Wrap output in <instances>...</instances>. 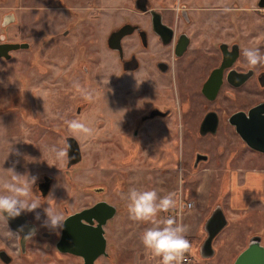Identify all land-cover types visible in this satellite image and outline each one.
I'll list each match as a JSON object with an SVG mask.
<instances>
[{
    "label": "flooded vegetation",
    "instance_id": "obj_1",
    "mask_svg": "<svg viewBox=\"0 0 264 264\" xmlns=\"http://www.w3.org/2000/svg\"><path fill=\"white\" fill-rule=\"evenodd\" d=\"M35 2L31 7L37 22L46 11L55 21L49 39L54 54L62 50L70 59L64 72L87 74L101 69L100 53L112 58V81L87 84L74 82L71 77L63 92V97H67L68 91L75 92V85L79 84L93 93L91 100L95 98L98 106L95 122L103 139L100 143L103 151L110 149L108 140L114 153L131 154L129 161L137 154H145L148 163L155 168L165 170L170 164L176 179H183L185 173L189 178L198 170L212 171L221 184L230 179L232 170L239 171L254 164L256 153L264 154L249 147L230 121L234 113L240 111L246 115L255 105H260L264 114V64L251 67L239 41L233 36L221 37L216 28L218 23L212 19L192 17L185 0H178L175 9L155 7L149 0H130L122 16L118 14L119 5L113 17L98 14L96 10L103 7L99 1ZM262 2L257 0V10L264 9ZM89 8L91 10L87 11ZM4 17L12 18L0 30V35L4 36L0 41V60L8 61L15 51L30 49L31 42L25 38L8 39L5 29L16 17L12 11H3L0 21ZM227 26L230 28L231 23ZM37 40L39 49L40 36ZM76 94L82 98L75 104L77 116L90 100L85 98L84 92L77 90ZM27 100L24 83L17 85L6 95L5 103L0 104V121L14 124L10 118L17 117L21 120L20 128L22 122L34 123L38 118L34 114L37 100L32 98L31 103ZM53 100L57 102L55 96ZM58 128L55 133L69 131L66 124H59ZM60 135L64 148L76 141L80 160L68 166L67 161L64 162L63 177H53L40 170L33 173L37 177L33 198H40L41 206L35 212L9 218L7 223L0 220V264H85L83 256L73 251L84 249V239L74 232L89 228L96 231V220L80 219V224L86 227L81 229L74 223L65 236L62 230L42 226L46 219L44 209L51 207L68 218L94 206L96 215L105 218L101 227L106 253L98 252L92 264L114 263L113 237L109 235L116 228L115 219L122 213L121 208L128 210V202L120 196L121 186L128 178L125 174L123 178H114L110 189L105 183L73 177L70 169L81 161V149L73 135L67 132ZM14 145L17 153L11 156L24 153L22 139ZM10 168L20 175L22 166L13 163L12 158L5 167L0 166V191H3V183L11 180ZM175 198L178 206L173 214L192 206L187 207L185 203L189 200L183 201L180 194ZM217 205L208 210L207 216ZM37 212L39 219H36ZM231 212L239 216L244 213L240 209ZM172 213L167 211L168 216ZM21 227V237L30 229L34 230L31 240L23 241L12 234ZM96 234L94 248L98 246Z\"/></svg>",
    "mask_w": 264,
    "mask_h": 264
},
{
    "label": "rangeland",
    "instance_id": "obj_2",
    "mask_svg": "<svg viewBox=\"0 0 264 264\" xmlns=\"http://www.w3.org/2000/svg\"><path fill=\"white\" fill-rule=\"evenodd\" d=\"M81 2V0H73ZM99 1L103 5L96 11L102 14L103 17L116 15L118 6L120 5L119 15L122 16L126 11L124 6H128L130 0H84V2ZM178 0H149L155 7H172L176 8ZM187 2V11L195 18L212 19V22H217V32L221 37L229 39L235 37L242 49L259 48L264 53V9L257 10V0H185ZM35 0H0V14L3 11H12L15 14V21L5 29L8 39L25 38L31 42L30 49L26 51H15L14 56L8 60H0V104L5 103L6 95L13 90L17 85H23L27 96L28 103H31L32 98H36L37 105L34 114L38 118L34 123H23L20 128L21 120L17 117L10 118L9 123L0 121V166L5 167L8 159L15 164L21 163L20 175L28 174L33 176L36 171H45L53 177H63L61 168L64 162H60L54 158V154L49 151L52 147L57 149L64 148L63 135L66 132L73 135L81 149V161L74 165L70 171L73 177L78 179H89L98 183H105L111 189L114 178H128L126 183L121 186V198L127 201L126 194L129 189L136 188L139 190H156L163 197L169 193H174L175 197L178 194L182 195L183 201L192 200L191 208L181 209V217L171 216L177 219L178 222L188 226V229L195 236L198 231L203 232V220L201 211L209 210L217 204L223 207L226 211L228 224L216 235L213 240V245L216 254L208 257L210 264H232L237 253L245 247L250 234L264 231V212L258 210H245L243 215L235 217V213L230 212L226 208L229 204H236L234 198L239 194L242 187L236 179L241 177L243 172L247 179L252 173L248 172V167H255L257 173L254 174L259 181L264 179V173L258 172L260 168H264V154L256 153V162L248 165L245 168L231 171V177L221 184L220 179L215 176L212 171L198 170L189 178L185 176L183 179H176V172L168 165V170H160L154 165L149 164L145 154H137L135 158L129 161V154L114 153L112 144L108 142V150L103 151L100 137L97 129L95 116L98 113L97 102L90 100L87 107L80 112V115H75L76 101L81 100L75 92L68 91L70 94L63 97L66 83L72 81L80 83H99L112 81L113 63L112 58L106 53H100V70L94 69L87 74L83 73H67L65 65L70 60L65 57V52L62 50L59 54L52 52L53 43L49 39L50 31L53 29L55 21L51 18L49 11L43 14L39 22L34 19V9L31 7L36 4ZM227 7L231 11L224 12ZM91 8L87 9L90 11ZM93 13L92 15H94ZM137 14V13H136ZM101 16V15H100ZM125 17V15H123ZM113 17V16H112ZM231 23L230 28L227 26ZM62 29V28H61ZM0 30L3 28L0 27ZM221 31V32H220ZM222 33V34H221ZM229 35V36H228ZM38 36H40V48L38 49ZM59 44V42H58ZM111 87V84L109 85ZM93 91V90H92ZM112 93V91H110ZM96 94V89H94ZM54 96L57 102H54ZM69 118L87 121V125L92 129L90 136L69 131L59 133L58 125H65L62 119ZM29 117V116H28ZM27 117V118H28ZM30 118V117H29ZM7 126V127H6ZM20 129V130H18ZM58 130L57 133L54 131ZM17 131L19 132L17 134ZM15 132V133H14ZM14 134V135H13ZM12 135V138L10 136ZM15 135H19L18 138ZM24 143V153L19 152L18 156L12 153H17L16 143L20 140ZM111 141V139H109ZM170 156V155H169ZM11 157V158H10ZM7 160V161H6ZM259 161V162H258ZM132 166V167H130ZM264 172V171H263ZM141 180V178H143ZM215 177V178H214ZM256 186L255 188H258ZM259 196L264 199V192L256 191ZM53 191L49 194L51 196ZM248 193L249 194H253ZM221 200V201H220ZM219 201V202H218ZM128 202V201H127ZM122 213L115 219L116 228L111 230L110 237H113V246L111 251L113 254L118 247L135 248L134 242L131 243L130 236L141 239L143 232L153 226L149 222H140L133 220L130 217L129 211L122 209ZM174 212L173 209L169 210ZM173 214V213H172ZM171 215V214H170ZM169 216L167 212H160L156 219L164 221ZM118 224V225H117ZM123 235L126 239H119V235ZM186 234V238L192 243L194 238ZM131 239H133L131 237ZM264 243V236L261 240ZM138 244V243H137ZM195 260L206 259L199 257L197 253L189 251ZM117 254H115L116 256ZM114 256V257H115Z\"/></svg>",
    "mask_w": 264,
    "mask_h": 264
},
{
    "label": "clouds",
    "instance_id": "obj_3",
    "mask_svg": "<svg viewBox=\"0 0 264 264\" xmlns=\"http://www.w3.org/2000/svg\"><path fill=\"white\" fill-rule=\"evenodd\" d=\"M179 12L180 9L178 8ZM224 12L231 11L225 7ZM12 18L4 17L0 21V27L6 26ZM4 40V36L0 35V41ZM244 56L251 67L264 64V53L259 48H247L244 50ZM75 87L78 91L84 92L85 98L91 100L93 93L85 91L79 84ZM67 127L77 134L85 137L92 134V129L84 122L78 119L66 120ZM71 145L65 148L57 149L52 147L49 149L54 154V158L60 162H66L68 152ZM11 173V180L4 182L0 191V220L7 223L9 218H16L22 213L35 212L40 208V198H33V186L36 184L37 177L28 174L19 175L13 169H8ZM23 177V179H21ZM128 201V211L133 220L140 222H149L153 226L148 227L141 237L143 245L151 250L156 256L161 258V264H185L184 254L188 252L192 245L186 238L188 226L182 222H178L176 218L169 216L164 221H158L156 217L160 212H167L178 206V201L174 193H169L161 197L156 190H139L136 188L129 189L125 197ZM46 219L42 226L52 230H62L66 217L63 213L54 211L51 207L44 209ZM40 218V214L36 213V219ZM23 231V227L18 230L16 235L20 240L28 241L35 235L34 230H29L23 236L19 232Z\"/></svg>",
    "mask_w": 264,
    "mask_h": 264
},
{
    "label": "water",
    "instance_id": "obj_4",
    "mask_svg": "<svg viewBox=\"0 0 264 264\" xmlns=\"http://www.w3.org/2000/svg\"><path fill=\"white\" fill-rule=\"evenodd\" d=\"M264 3V0L262 4ZM17 45V44H16ZM263 108L260 105H255L248 110L245 115L244 112H236L230 118V121L234 125L235 131L239 134L241 139L251 148L264 152V114H262ZM72 160V161H70ZM80 160V151L78 145L75 141L71 145V149L68 152L67 166ZM103 208V207H102ZM97 207H91L88 211L83 210L81 212L75 213L70 217L66 218L64 222V228L62 229V235L67 236L69 228L78 224L79 228L84 229L86 226L80 224V219H84L90 222L92 219L96 220V231L92 232L91 228L86 231L75 230L74 234L78 238L84 239L85 247L84 249L73 250L79 253L84 258L85 264H92V260L95 256L104 251V237L102 235V224L105 222L103 216L98 217L96 215ZM216 211V212H215ZM90 212V213H87ZM226 218L223 214L220 205H217L216 210L211 212L205 219L203 228L205 231V236L199 246V255L202 258L212 257L214 255V248L212 246V239L220 229L226 225ZM75 223V224H74ZM77 227V228H78ZM97 236L98 246L93 247L95 242L94 234ZM264 236V231L262 234L254 233L248 237L247 244L243 247L237 255L234 257L232 264H264V243L261 242Z\"/></svg>",
    "mask_w": 264,
    "mask_h": 264
},
{
    "label": "crops",
    "instance_id": "obj_5",
    "mask_svg": "<svg viewBox=\"0 0 264 264\" xmlns=\"http://www.w3.org/2000/svg\"><path fill=\"white\" fill-rule=\"evenodd\" d=\"M247 171L252 173V175L251 174L249 175L248 179H247V176L244 172L241 175H239V176H241V177H239V179H236V183L239 182V185L242 187V190L239 194L235 195L236 197L234 198V202H236L237 205L233 204V206H230L228 204L226 206V208L228 210H230V212H231V210H235V209H240L242 211H245V210L262 211V210H264V199L261 196H259L258 194H256L257 193L256 191H259V190L264 192V179H260V180H263L260 182L259 179L254 176V174L257 173V170H255L254 167H250L249 169H247ZM263 171H264V168L262 167V168H260V171H258V172L264 173ZM256 186H259V187L255 188ZM249 192L250 193L254 192V193L248 195ZM190 201H192V200H190ZM192 206H193V201H192ZM222 211H223V208H222ZM224 211H223V214L226 218V221H227L226 225H227L228 219L226 217V211L225 212ZM201 213H202L201 215L203 216V220H204L208 214V210L201 211ZM181 214H182L181 212L179 214L175 213L172 216H175V217L179 216V218H178V221H179ZM239 215L240 214L237 213L235 215V217H240ZM224 227L225 226H223L220 229V231ZM220 231H218L216 233V235ZM186 234L192 236L193 232L188 229V232ZM216 235L212 239L213 248H214L213 240L216 237ZM204 236H205L204 228H203V232L198 231V233L195 236H192L194 238V241H192V243H191L192 247L189 251L197 253V255L199 257H200L199 246H200ZM131 237L133 239H131ZM118 238L119 239L121 238V240L126 239V237H124L121 234L118 236ZM129 238L131 240V243L134 242L135 248L132 247V248L127 249V248L118 247V251L115 250V253H114V256H115V254H117V255L115 257H113V260H114L113 264H161V258L156 256L151 250L147 249L143 245L142 240L140 238H138V237L134 238V236H130ZM214 250H215V248H214ZM189 251L184 254V256H187L189 259L188 261L185 262V264H210V261H208L209 259H207V258L206 259L199 258L198 260H195ZM214 254H216V250H215ZM212 264H214V263H212Z\"/></svg>",
    "mask_w": 264,
    "mask_h": 264
},
{
    "label": "built area",
    "instance_id": "obj_6",
    "mask_svg": "<svg viewBox=\"0 0 264 264\" xmlns=\"http://www.w3.org/2000/svg\"><path fill=\"white\" fill-rule=\"evenodd\" d=\"M185 204H186L187 207H190L192 205L191 201H187ZM188 260H189L188 257L185 256V262L188 261Z\"/></svg>",
    "mask_w": 264,
    "mask_h": 264
}]
</instances>
